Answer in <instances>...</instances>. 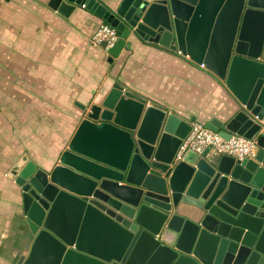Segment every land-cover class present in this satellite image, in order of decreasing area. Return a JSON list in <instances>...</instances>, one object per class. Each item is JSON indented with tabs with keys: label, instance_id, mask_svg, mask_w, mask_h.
Wrapping results in <instances>:
<instances>
[{
	"label": "water",
	"instance_id": "95a60500",
	"mask_svg": "<svg viewBox=\"0 0 264 264\" xmlns=\"http://www.w3.org/2000/svg\"><path fill=\"white\" fill-rule=\"evenodd\" d=\"M187 56L232 95L204 126L253 138L251 156L173 155L182 119L113 82L80 116L56 163L22 153L5 177L29 235L13 264H264V0H46ZM99 46L103 48L104 42Z\"/></svg>",
	"mask_w": 264,
	"mask_h": 264
},
{
	"label": "crops",
	"instance_id": "0c3cea01",
	"mask_svg": "<svg viewBox=\"0 0 264 264\" xmlns=\"http://www.w3.org/2000/svg\"><path fill=\"white\" fill-rule=\"evenodd\" d=\"M114 8L120 0H97ZM46 0H0V264L29 245L19 189L5 177L26 153L48 169L73 133L78 104L101 98L113 82L182 119L205 123L233 111L223 82L182 56L134 36L111 49L89 38L102 23L76 6L61 17Z\"/></svg>",
	"mask_w": 264,
	"mask_h": 264
},
{
	"label": "built area",
	"instance_id": "2783aa9c",
	"mask_svg": "<svg viewBox=\"0 0 264 264\" xmlns=\"http://www.w3.org/2000/svg\"><path fill=\"white\" fill-rule=\"evenodd\" d=\"M118 35L116 30L106 23H100L91 33L89 41L94 46L104 42L103 49L115 46ZM207 149L209 153L217 155H231L236 158L251 156L255 150L253 138H245L232 134L228 139H223L217 133L207 129L199 121L190 122V130L177 146L173 159L178 160L187 150L201 153Z\"/></svg>",
	"mask_w": 264,
	"mask_h": 264
},
{
	"label": "trees",
	"instance_id": "16d2710c",
	"mask_svg": "<svg viewBox=\"0 0 264 264\" xmlns=\"http://www.w3.org/2000/svg\"><path fill=\"white\" fill-rule=\"evenodd\" d=\"M102 23H104V22H102Z\"/></svg>",
	"mask_w": 264,
	"mask_h": 264
}]
</instances>
